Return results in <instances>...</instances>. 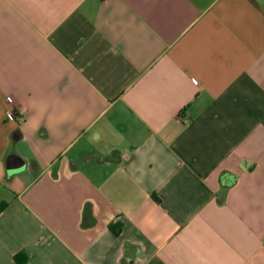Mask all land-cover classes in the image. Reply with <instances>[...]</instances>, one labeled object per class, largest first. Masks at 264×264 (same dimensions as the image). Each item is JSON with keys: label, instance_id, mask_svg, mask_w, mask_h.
Instances as JSON below:
<instances>
[{"label": "crops", "instance_id": "0c3cea01", "mask_svg": "<svg viewBox=\"0 0 264 264\" xmlns=\"http://www.w3.org/2000/svg\"><path fill=\"white\" fill-rule=\"evenodd\" d=\"M19 254L264 264V0H0V264Z\"/></svg>", "mask_w": 264, "mask_h": 264}, {"label": "water", "instance_id": "95a60500", "mask_svg": "<svg viewBox=\"0 0 264 264\" xmlns=\"http://www.w3.org/2000/svg\"><path fill=\"white\" fill-rule=\"evenodd\" d=\"M7 165L11 168V170L21 169L24 167V161L17 155H11L7 160Z\"/></svg>", "mask_w": 264, "mask_h": 264}, {"label": "trees", "instance_id": "16d2710c", "mask_svg": "<svg viewBox=\"0 0 264 264\" xmlns=\"http://www.w3.org/2000/svg\"><path fill=\"white\" fill-rule=\"evenodd\" d=\"M89 214H90V211L87 209V211L85 212V217L87 218ZM15 258L18 264H24L27 260L26 256L22 254L17 255Z\"/></svg>", "mask_w": 264, "mask_h": 264}, {"label": "built area", "instance_id": "2783aa9c", "mask_svg": "<svg viewBox=\"0 0 264 264\" xmlns=\"http://www.w3.org/2000/svg\"><path fill=\"white\" fill-rule=\"evenodd\" d=\"M6 102H7V105L9 107H11L12 109L13 108L15 109V101H14V99L11 96H9V97L6 98Z\"/></svg>", "mask_w": 264, "mask_h": 264}]
</instances>
